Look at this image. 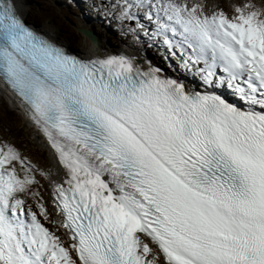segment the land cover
<instances>
[{
  "label": "snow or ice",
  "instance_id": "6c2138e0",
  "mask_svg": "<svg viewBox=\"0 0 264 264\" xmlns=\"http://www.w3.org/2000/svg\"><path fill=\"white\" fill-rule=\"evenodd\" d=\"M115 6L138 28L143 12L213 91L124 55H70L0 0V79L59 156L53 195L72 241L41 223L42 202L26 206L33 168L0 144V264H264V0L231 16L202 0Z\"/></svg>",
  "mask_w": 264,
  "mask_h": 264
},
{
  "label": "rangeland",
  "instance_id": "374dc122",
  "mask_svg": "<svg viewBox=\"0 0 264 264\" xmlns=\"http://www.w3.org/2000/svg\"><path fill=\"white\" fill-rule=\"evenodd\" d=\"M115 5H117V0H25L24 7H21L24 12L23 19L28 24L36 25L45 31L47 29L54 31L57 35L56 40L62 41L68 48L75 49L81 54L86 49L85 40L88 41V39L82 36L78 29H85L94 34L97 39L103 38V42L110 48L130 45L140 48L147 58L152 59L167 74L185 79L194 90L213 91L204 86L195 68L182 67L184 57L181 56L179 50L170 51L161 37L152 35L155 25L144 17L143 12L137 13V19L145 27L138 28L135 20L122 21L119 19L120 9ZM218 75H223V73H218ZM215 91L237 104L240 103L226 86L215 89ZM22 118L0 94V144L6 143L13 146L25 163L32 166L36 184L31 186V191L39 193L36 197L28 194L35 207L32 210L39 211L36 207L37 201L44 204L49 212V220L45 221L43 217L39 219L49 231L60 237L65 247H68L70 242L59 226L60 219L53 208L51 195L46 187V177L50 169L48 152L46 153L47 150L34 140L32 133H29L31 129L29 123ZM14 167L22 177L24 173L19 163H14ZM41 173L46 175H41ZM48 223L49 225H45ZM149 244L153 247L151 243Z\"/></svg>",
  "mask_w": 264,
  "mask_h": 264
},
{
  "label": "bare ground",
  "instance_id": "6f19581e",
  "mask_svg": "<svg viewBox=\"0 0 264 264\" xmlns=\"http://www.w3.org/2000/svg\"><path fill=\"white\" fill-rule=\"evenodd\" d=\"M15 2H16L17 11L20 13V15L23 18L24 12H23L22 7H24L25 0H15ZM38 30H41L42 34L46 38L56 39V37H57L56 33L52 30L47 29V31H45L44 29L42 30L39 27H38ZM34 31H36L38 34L41 35V31H37V30H34ZM85 45H86V49L84 50V52L82 54L79 53L78 51H75L81 59H88L89 60V59H94L97 57H106L109 55H116V56L124 55V56H127V57L133 59V61L138 66H140L143 70L148 69L149 65H151L153 67L161 68L157 64H155L152 61V59L147 58L145 56V54H143V51L140 48H135L131 45L130 46H122L120 48H110L108 45H106L103 42V38L97 39V37H96V44L94 46H92L86 40H85ZM141 54H143V56ZM163 75L166 77H169V78H173V79H177L179 81H182L189 89L194 90V88H192L191 84H189V82L185 81V79H183V78H179L176 76H172L171 74H167L164 70H163ZM6 93H9L6 88H4V87L0 88V94L2 95V98L4 99V101L9 106H11L13 108L14 104H13L12 100H10L7 97ZM16 111L20 116H22L23 118L25 117L26 122L29 123V125L31 127V129L29 130V133L30 132L32 133L34 140L41 147L47 149L46 153L48 152L47 154H48V161L50 164V169H49V174H48L47 179H46V187L48 188L49 193L51 195L52 191L54 190V186L56 184L63 183L64 179H66L65 170L59 161L58 154L49 149V147H48L49 141H48L47 137L43 134L41 129L33 122L32 118H31V114L29 113V111L28 110L25 111V114L21 109H17ZM147 242L150 243V241H147Z\"/></svg>",
  "mask_w": 264,
  "mask_h": 264
},
{
  "label": "trees",
  "instance_id": "16d2710c",
  "mask_svg": "<svg viewBox=\"0 0 264 264\" xmlns=\"http://www.w3.org/2000/svg\"><path fill=\"white\" fill-rule=\"evenodd\" d=\"M189 2L191 3L192 0H189ZM198 2H199V0H198ZM202 2L207 6L206 10L209 12L213 11V10H217V9H222L229 16H231L233 14V5L241 3L242 0H202ZM254 2L259 5L260 0H254ZM69 50L74 51V52L77 51V50L72 49V48H69ZM20 168H21V166H20ZM22 198L25 200L26 206H31L32 209L35 208L32 205L31 197L28 194H22ZM45 225H49V223L45 224Z\"/></svg>",
  "mask_w": 264,
  "mask_h": 264
},
{
  "label": "water",
  "instance_id": "95a60500",
  "mask_svg": "<svg viewBox=\"0 0 264 264\" xmlns=\"http://www.w3.org/2000/svg\"><path fill=\"white\" fill-rule=\"evenodd\" d=\"M25 22H26V21H25ZM26 24H28V23L26 22ZM32 28H34V27L32 26ZM78 32H79L82 36H84L85 38H87L88 41H89V43H90L92 46H94V45L96 44V43H94V39H95V41H96V36H95L94 34H92L90 31L85 30V29H78ZM86 33L89 34V35H86Z\"/></svg>",
  "mask_w": 264,
  "mask_h": 264
},
{
  "label": "clouds",
  "instance_id": "9594fccd",
  "mask_svg": "<svg viewBox=\"0 0 264 264\" xmlns=\"http://www.w3.org/2000/svg\"><path fill=\"white\" fill-rule=\"evenodd\" d=\"M34 28V30H37V31H41V30H38V26H36V25H32ZM42 32V31H41ZM60 41V40H59ZM62 42V41H61ZM63 43V42H62ZM64 44V43H63Z\"/></svg>",
  "mask_w": 264,
  "mask_h": 264
}]
</instances>
